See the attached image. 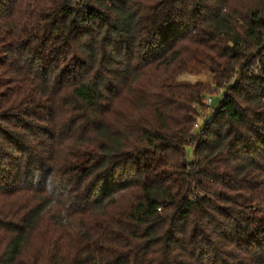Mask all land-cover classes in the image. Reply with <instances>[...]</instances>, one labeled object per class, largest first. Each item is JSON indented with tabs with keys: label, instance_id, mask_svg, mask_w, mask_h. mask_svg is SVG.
I'll use <instances>...</instances> for the list:
<instances>
[{
	"label": "trees",
	"instance_id": "1",
	"mask_svg": "<svg viewBox=\"0 0 264 264\" xmlns=\"http://www.w3.org/2000/svg\"><path fill=\"white\" fill-rule=\"evenodd\" d=\"M0 264H264V0H0Z\"/></svg>",
	"mask_w": 264,
	"mask_h": 264
},
{
	"label": "rangeland",
	"instance_id": "2",
	"mask_svg": "<svg viewBox=\"0 0 264 264\" xmlns=\"http://www.w3.org/2000/svg\"><path fill=\"white\" fill-rule=\"evenodd\" d=\"M183 79L190 81L192 83L194 82H201L204 84H212V79L210 75L208 74H201V75H184ZM211 99L210 106H208L207 101L203 100V107L199 109V113L197 115V119L195 121V124H198L200 127L204 124V119H207L209 115H212L214 112V108L220 103L222 97H223V90L220 91H214L212 94L206 97ZM186 160L188 162H191L193 160V148L191 145H188L186 147ZM54 220H57V217H53Z\"/></svg>",
	"mask_w": 264,
	"mask_h": 264
},
{
	"label": "built area",
	"instance_id": "3",
	"mask_svg": "<svg viewBox=\"0 0 264 264\" xmlns=\"http://www.w3.org/2000/svg\"><path fill=\"white\" fill-rule=\"evenodd\" d=\"M254 72H255V74L256 75H258L259 74V72H258V69L257 68H255L254 69ZM206 101H207V103H208V106H210L209 104H210V102H211V99H210V97L209 98H207V99H205ZM215 108H217V107H215ZM215 108L213 109V110H215ZM204 121H206V122H208V120L207 119H204ZM205 123V122H204ZM202 127V126H201ZM198 124H195L194 123V125H193V128H194V131H198V130H200V128H201Z\"/></svg>",
	"mask_w": 264,
	"mask_h": 264
}]
</instances>
